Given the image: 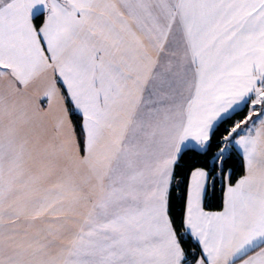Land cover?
I'll return each mask as SVG.
<instances>
[{
	"label": "snow or ice",
	"instance_id": "6c2138e0",
	"mask_svg": "<svg viewBox=\"0 0 264 264\" xmlns=\"http://www.w3.org/2000/svg\"><path fill=\"white\" fill-rule=\"evenodd\" d=\"M0 264H264V0H0Z\"/></svg>",
	"mask_w": 264,
	"mask_h": 264
},
{
	"label": "trees",
	"instance_id": "16d2710c",
	"mask_svg": "<svg viewBox=\"0 0 264 264\" xmlns=\"http://www.w3.org/2000/svg\"><path fill=\"white\" fill-rule=\"evenodd\" d=\"M196 159H201L200 157H196Z\"/></svg>",
	"mask_w": 264,
	"mask_h": 264
}]
</instances>
